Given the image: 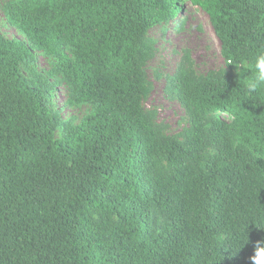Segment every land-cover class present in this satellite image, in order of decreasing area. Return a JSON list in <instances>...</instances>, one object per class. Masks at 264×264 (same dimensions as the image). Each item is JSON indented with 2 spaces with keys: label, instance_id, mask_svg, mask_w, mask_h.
I'll return each instance as SVG.
<instances>
[{
  "label": "trees",
  "instance_id": "trees-1",
  "mask_svg": "<svg viewBox=\"0 0 264 264\" xmlns=\"http://www.w3.org/2000/svg\"><path fill=\"white\" fill-rule=\"evenodd\" d=\"M185 3L208 15L228 67L264 49V0H3L25 40L0 33V264H252L264 89L198 74L183 49L164 91L185 125L170 133L144 104L149 33ZM60 85L93 106L77 124L51 109Z\"/></svg>",
  "mask_w": 264,
  "mask_h": 264
},
{
  "label": "rangeland",
  "instance_id": "rangeland-1",
  "mask_svg": "<svg viewBox=\"0 0 264 264\" xmlns=\"http://www.w3.org/2000/svg\"><path fill=\"white\" fill-rule=\"evenodd\" d=\"M3 0H0V33L9 39L25 40V36L11 25L2 9ZM184 19L182 29L175 30L174 26ZM176 22L167 24L163 34L161 27L156 26L150 31V36L156 38V53L147 67V74L152 82L149 96L145 100L146 107L157 110V119L166 123L170 133H176L185 125L184 112L179 102L169 98L164 91V76L174 71L181 52L187 49L193 60L194 69L198 74L214 71L225 77H234V73H241L250 77L249 65L245 67H228L220 55V42L212 29L208 15L199 7L185 3ZM37 70H46L55 62L54 58L43 51H35ZM29 70H24V75H29ZM236 76V75H235ZM70 93L64 86H59L51 96V109L57 111L63 121L70 118L74 123L89 113L93 106L90 103L66 102ZM55 137H62V131L55 132Z\"/></svg>",
  "mask_w": 264,
  "mask_h": 264
},
{
  "label": "clouds",
  "instance_id": "clouds-1",
  "mask_svg": "<svg viewBox=\"0 0 264 264\" xmlns=\"http://www.w3.org/2000/svg\"><path fill=\"white\" fill-rule=\"evenodd\" d=\"M245 67L244 65L240 66ZM251 76L244 81V94L252 95L264 89V49L258 50L253 63L249 66ZM252 264H264V240L257 241L254 245V255L250 257Z\"/></svg>",
  "mask_w": 264,
  "mask_h": 264
}]
</instances>
